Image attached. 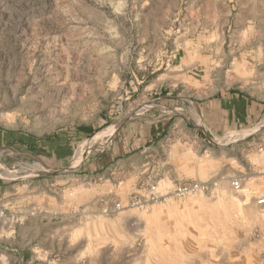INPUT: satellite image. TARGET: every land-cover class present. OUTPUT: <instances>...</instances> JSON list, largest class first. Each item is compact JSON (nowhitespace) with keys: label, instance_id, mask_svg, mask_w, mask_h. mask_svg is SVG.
<instances>
[{"label":"rangeland","instance_id":"374dc122","mask_svg":"<svg viewBox=\"0 0 264 264\" xmlns=\"http://www.w3.org/2000/svg\"><path fill=\"white\" fill-rule=\"evenodd\" d=\"M206 1L0 0V125L36 134L95 125L93 135L77 144L65 173L41 176L52 172L22 160L13 149L0 150V178L5 185L0 193V264H235L234 255L247 252L255 237L249 231L248 237L243 235L246 213L239 210L250 203L246 191L256 185L262 189L264 182L242 180L234 191L228 180L234 179L232 172L206 181L201 167L207 158L202 150L201 181L152 179L140 192L143 197V189L156 184L165 193L188 182L208 183V191L131 208L130 200L141 199L135 195L125 210L115 204V219L124 223L120 238L124 244L103 246L97 259L89 252L92 246L52 244L48 226L40 221L49 213L37 208L47 204L49 195L71 189L66 194L74 200L75 190L104 183L78 176L88 159L108 154L115 121L127 116L124 105L114 111V105L119 106L114 96H144L143 82L163 69L156 62L175 35L189 33L195 38V31L212 25L207 19L212 6ZM140 99L131 109L140 107ZM101 108L110 115L98 126ZM254 131L235 132L248 133L235 140L215 138L219 147L214 153H221L222 144L259 143L262 132ZM92 141L80 157L82 147ZM227 152L241 156L238 148ZM78 221L74 220L76 226ZM234 242L237 249L231 248Z\"/></svg>","mask_w":264,"mask_h":264},{"label":"crops","instance_id":"0c3cea01","mask_svg":"<svg viewBox=\"0 0 264 264\" xmlns=\"http://www.w3.org/2000/svg\"><path fill=\"white\" fill-rule=\"evenodd\" d=\"M206 5L212 6L207 11L212 25L195 31V38L189 33L175 35L156 62L163 69L143 82L144 96H114L119 105L114 111L124 105L127 116L115 121L108 154L88 159L78 176L104 183L75 190L74 200L66 194L71 189L63 190L37 206L49 213L40 221L48 226L52 244L92 246L89 252L96 259L103 246L124 244L120 240L124 223L115 219V204L128 208L130 198L141 196V186L152 179L200 180L201 150L207 158L201 167L206 181L232 172L241 182H264V0H207ZM139 98L140 107L131 109ZM109 115L101 108L96 124H105ZM94 126L84 123L36 134L0 125V150L13 149L22 160L50 170L41 175L48 177L70 165L77 144L93 135ZM252 129L253 134L262 132L259 143L222 144L221 153H214L219 147L215 138L240 139L248 133H233ZM232 148L241 156L232 157L227 152ZM255 187L246 191L250 203L239 210L246 213L243 235L251 233L255 239L247 244V252L234 255L235 264H264V205L257 203L264 198V186ZM4 189L0 178V193ZM236 243L231 248L237 249Z\"/></svg>","mask_w":264,"mask_h":264},{"label":"built area","instance_id":"2783aa9c","mask_svg":"<svg viewBox=\"0 0 264 264\" xmlns=\"http://www.w3.org/2000/svg\"><path fill=\"white\" fill-rule=\"evenodd\" d=\"M208 183H197V182H188V183H180L176 186H173L170 190L165 193H160L157 189L156 184H151L143 189L144 196H140V200L132 199L130 200V207H137L141 204H149V203H157L165 201L166 198H182L188 194L192 193H205L208 191L209 187ZM230 186L232 190L238 191L241 187V181L238 179H231ZM259 205L264 204V198L260 199L257 202ZM116 209H121L120 205H116Z\"/></svg>","mask_w":264,"mask_h":264},{"label":"bare ground","instance_id":"6f19581e","mask_svg":"<svg viewBox=\"0 0 264 264\" xmlns=\"http://www.w3.org/2000/svg\"><path fill=\"white\" fill-rule=\"evenodd\" d=\"M94 142L95 141H92V142H90V143H88V144H85L83 147H82V149H81V151H80V157H82L85 153H86V151L88 150V148H90V147H92V145L94 144Z\"/></svg>","mask_w":264,"mask_h":264},{"label":"water","instance_id":"95a60500","mask_svg":"<svg viewBox=\"0 0 264 264\" xmlns=\"http://www.w3.org/2000/svg\"><path fill=\"white\" fill-rule=\"evenodd\" d=\"M58 173H65V171L64 170H60V171L55 172V174H58Z\"/></svg>","mask_w":264,"mask_h":264}]
</instances>
